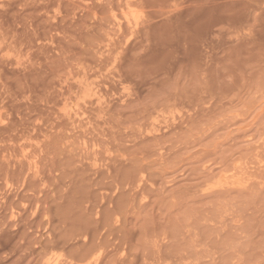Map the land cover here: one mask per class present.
<instances>
[{"label":"rangeland","instance_id":"374dc122","mask_svg":"<svg viewBox=\"0 0 264 264\" xmlns=\"http://www.w3.org/2000/svg\"><path fill=\"white\" fill-rule=\"evenodd\" d=\"M0 264H264V0H0Z\"/></svg>","mask_w":264,"mask_h":264}]
</instances>
